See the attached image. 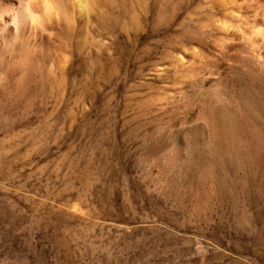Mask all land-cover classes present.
<instances>
[{
	"label": "rangeland",
	"instance_id": "obj_1",
	"mask_svg": "<svg viewBox=\"0 0 264 264\" xmlns=\"http://www.w3.org/2000/svg\"><path fill=\"white\" fill-rule=\"evenodd\" d=\"M82 1L0 0V264H264V0Z\"/></svg>",
	"mask_w": 264,
	"mask_h": 264
},
{
	"label": "bare ground",
	"instance_id": "obj_2",
	"mask_svg": "<svg viewBox=\"0 0 264 264\" xmlns=\"http://www.w3.org/2000/svg\"><path fill=\"white\" fill-rule=\"evenodd\" d=\"M76 2H77V1H76ZM83 2H84V1H82V0H78V4H79V6H83V7H85V5H83ZM48 6H49V5H48ZM48 6H47V7H48ZM48 9H49V8H48ZM82 9H83V8H82ZM46 10H47V9H46Z\"/></svg>",
	"mask_w": 264,
	"mask_h": 264
}]
</instances>
